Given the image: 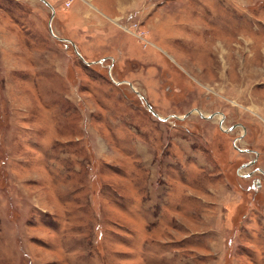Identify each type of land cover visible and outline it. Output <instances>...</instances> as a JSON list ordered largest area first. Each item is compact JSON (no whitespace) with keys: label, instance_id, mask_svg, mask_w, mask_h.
I'll list each match as a JSON object with an SVG mask.
<instances>
[{"label":"rangeland","instance_id":"rangeland-1","mask_svg":"<svg viewBox=\"0 0 264 264\" xmlns=\"http://www.w3.org/2000/svg\"><path fill=\"white\" fill-rule=\"evenodd\" d=\"M49 1L0 0V264H264V0Z\"/></svg>","mask_w":264,"mask_h":264},{"label":"water","instance_id":"water-1","mask_svg":"<svg viewBox=\"0 0 264 264\" xmlns=\"http://www.w3.org/2000/svg\"><path fill=\"white\" fill-rule=\"evenodd\" d=\"M46 4H48L51 8H52V11H53V13H54V11H55V7H54V5H52V3L49 1V0H43ZM49 27H50V30L52 31V33H54V31H53V28H52V19H50V21H49ZM55 34V33H54ZM56 35V34H55ZM74 44V43H73ZM75 45V44H74ZM78 52V54L82 57V58H84L83 57V55L79 52V51H77ZM139 92V91H138ZM140 93V92H139ZM140 95L144 98V100H145V102H146V104H147V106H148V108L154 113V114H156V115H158L159 116V114H158V112L154 109V107H153V105L145 98V96L143 95V94H141L140 93Z\"/></svg>","mask_w":264,"mask_h":264}]
</instances>
